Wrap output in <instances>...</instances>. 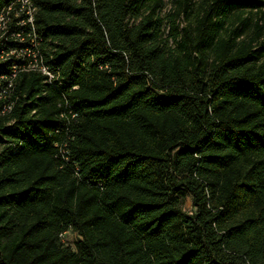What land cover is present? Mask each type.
Masks as SVG:
<instances>
[{
    "label": "trees",
    "instance_id": "trees-1",
    "mask_svg": "<svg viewBox=\"0 0 264 264\" xmlns=\"http://www.w3.org/2000/svg\"><path fill=\"white\" fill-rule=\"evenodd\" d=\"M32 1L0 264H264V1Z\"/></svg>",
    "mask_w": 264,
    "mask_h": 264
},
{
    "label": "built area",
    "instance_id": "built-area-1",
    "mask_svg": "<svg viewBox=\"0 0 264 264\" xmlns=\"http://www.w3.org/2000/svg\"><path fill=\"white\" fill-rule=\"evenodd\" d=\"M36 13L32 0H16L0 12V118L13 111L19 75L35 73L50 85L59 79L45 61L43 38L36 31ZM62 117L66 118L65 114Z\"/></svg>",
    "mask_w": 264,
    "mask_h": 264
},
{
    "label": "rangeland",
    "instance_id": "rangeland-1",
    "mask_svg": "<svg viewBox=\"0 0 264 264\" xmlns=\"http://www.w3.org/2000/svg\"><path fill=\"white\" fill-rule=\"evenodd\" d=\"M172 1L173 0H164V6H163V9L161 11V15H168L169 11H170V8L172 6ZM194 2H198L199 0H193ZM264 1V0H262ZM262 10H264V8H262ZM245 16H251L252 19H257L259 17V15H248V14H245ZM185 21L183 22L182 25H184ZM262 23H264V20H262ZM190 200L187 199L186 201V204H185V209L189 212L190 211ZM64 241L68 244V245H71L72 246V243H73V235L72 234H67L65 235V238H64Z\"/></svg>",
    "mask_w": 264,
    "mask_h": 264
}]
</instances>
